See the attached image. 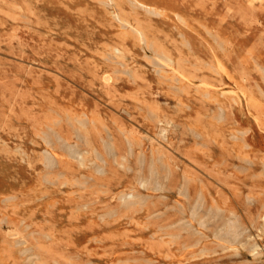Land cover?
<instances>
[{"label":"rangeland","instance_id":"1","mask_svg":"<svg viewBox=\"0 0 264 264\" xmlns=\"http://www.w3.org/2000/svg\"><path fill=\"white\" fill-rule=\"evenodd\" d=\"M0 264H264V0H0Z\"/></svg>","mask_w":264,"mask_h":264},{"label":"bare ground","instance_id":"2","mask_svg":"<svg viewBox=\"0 0 264 264\" xmlns=\"http://www.w3.org/2000/svg\"><path fill=\"white\" fill-rule=\"evenodd\" d=\"M250 3V2H249ZM153 11V10H152ZM46 157V156H45ZM48 165V164H47ZM193 212V211H192Z\"/></svg>","mask_w":264,"mask_h":264}]
</instances>
